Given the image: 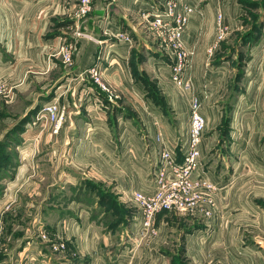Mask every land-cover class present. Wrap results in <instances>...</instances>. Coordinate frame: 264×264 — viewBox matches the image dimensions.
<instances>
[{
    "label": "crops",
    "instance_id": "crops-1",
    "mask_svg": "<svg viewBox=\"0 0 264 264\" xmlns=\"http://www.w3.org/2000/svg\"><path fill=\"white\" fill-rule=\"evenodd\" d=\"M77 1L0 0V121L10 124L13 145L5 160L3 235L28 245L34 233L47 247L45 254H2L0 264H50V254L51 264H264V64L255 89L248 84L253 105L232 103L226 113V76L217 62L240 31L239 1L183 0L201 4L184 37L192 52L189 90L171 80L152 26L149 13L162 0H91L81 17ZM217 11L227 29L209 56ZM75 30L88 36L78 38L65 64L56 52ZM263 39L264 26L248 50ZM210 59L218 69L206 77ZM90 68L106 90L84 76ZM194 95L206 119L196 207L156 213L144 240L118 253L135 233L134 193L153 194L158 150L186 134ZM51 100L68 112L59 133L24 126L17 138Z\"/></svg>",
    "mask_w": 264,
    "mask_h": 264
},
{
    "label": "built area",
    "instance_id": "built-area-1",
    "mask_svg": "<svg viewBox=\"0 0 264 264\" xmlns=\"http://www.w3.org/2000/svg\"><path fill=\"white\" fill-rule=\"evenodd\" d=\"M200 3V2H199ZM199 3L191 4L183 0H162L160 7L153 8L149 16L159 39L162 50L166 53L169 64L170 78L174 84L183 89L191 88L190 65L192 52L185 46L184 37L193 14L199 12ZM91 9V0H78L75 14L78 17L86 15ZM227 26L222 22V14H216V36L207 48V54L213 56L220 48L225 37ZM87 34L75 30L73 38L59 45L56 54L65 64H71L77 48L78 38ZM123 38L122 35H119ZM123 39L127 40L126 37ZM101 87L99 73L95 68L86 71ZM102 88H105L103 86ZM68 112L64 106L54 101H48L36 112L37 126L48 127L52 134H58L62 128ZM206 119L202 112L199 96L194 95L190 102L188 127L186 134L178 136L173 143L162 144L158 150V167L152 175L154 192L145 195L135 192L133 196L134 240L145 238L152 228L155 214L161 211H191L196 207L198 193L195 188L202 182V164L200 142L205 130ZM155 142L161 143V135L155 137ZM178 153L182 159L177 160Z\"/></svg>",
    "mask_w": 264,
    "mask_h": 264
},
{
    "label": "rangeland",
    "instance_id": "rangeland-1",
    "mask_svg": "<svg viewBox=\"0 0 264 264\" xmlns=\"http://www.w3.org/2000/svg\"><path fill=\"white\" fill-rule=\"evenodd\" d=\"M238 1L240 3L239 8L243 10L240 17L237 18V20H239L238 25H239L240 31L237 32L232 43L229 44L228 47L219 54L218 59H217L218 63L223 60L222 62L223 66L220 67L219 69L222 70L221 72H225V76H226V88L224 90L225 91L224 98L221 101V103H223L225 107L224 109H226V113H229V111H231L230 104L232 103L234 107L236 108H240V104H245V107L253 105L254 93L252 92L249 93V92L251 91L252 86H253L252 90L255 89L254 84H256L257 82V79L259 77V72L260 73L262 72V70L260 71V66L264 64V60H263L264 58V39L259 43V45L255 49L253 50L251 49L250 51L248 50L252 44L256 43L260 39L261 34H262V29L264 26V0H238ZM199 7H201V4H199ZM211 60L212 59H210L209 63L206 66L205 76L207 75L208 72H213L214 70L218 69L216 68V65H214L211 62ZM246 73L249 74V77L246 80H243L244 75ZM84 76L90 77V75L86 74V72L84 73ZM99 78H100V73H99ZM246 81H248V83H246ZM249 83L251 85L250 88L248 87ZM5 87L6 86L0 83L1 91L4 90ZM102 89L106 90L107 88L105 86V88H102ZM258 101L261 107L264 108V99L263 100L259 99ZM19 103L21 106V102ZM256 104H258V102H256ZM41 107L42 106L38 107L36 112ZM11 110L13 112L18 111L19 108H17L16 105L13 106V103H12ZM36 112L33 115L32 122L30 124H25L26 128H29V127L41 128L37 126V122H35ZM229 115L230 114L223 115L222 117L223 123L224 122L227 123L229 121ZM188 117H189V114H188ZM263 120H264V116H263ZM187 123H188V118H187ZM8 126H10V124L6 120L0 121V257L2 258V254H45L44 253L45 248H47L46 244H43V243L41 244L40 241H38L37 238L33 235L34 233L32 234V237H31L33 242L29 243L28 245L23 242L27 239H18V241H16L14 237L9 238L7 235L6 236L3 235L4 222H5L4 221V211L6 209L5 206L8 203L4 201L5 199V179H6L5 178V172H6L5 160H7V157L10 154V150H11L10 146H13L12 142H9V137L12 134V132L7 131ZM46 128L48 127L46 126ZM211 131L212 130L209 129L207 131V134H209ZM19 135L21 136V134L17 132L16 133L17 138H20ZM15 149L16 148H13V150ZM25 200L26 198H23V201ZM25 213H27V211H25ZM30 229H32V226ZM19 233L20 231L19 232L17 231L15 234V237ZM26 237L28 236L26 235ZM127 239L128 240H126L124 244L122 245L120 244L118 248V253L119 251H124L125 254L128 251L131 252L133 247L138 246L139 243L142 240H144V238H142L140 241L134 240L132 238L131 232H130V236ZM23 245H27V246H24L26 248V250L24 251L22 248ZM50 257L52 258H50L48 262H50L51 264L52 259H53L52 254H50ZM13 260H15V255L13 257ZM0 261H2V259ZM16 263L20 264V261H17Z\"/></svg>",
    "mask_w": 264,
    "mask_h": 264
},
{
    "label": "trees",
    "instance_id": "trees-1",
    "mask_svg": "<svg viewBox=\"0 0 264 264\" xmlns=\"http://www.w3.org/2000/svg\"><path fill=\"white\" fill-rule=\"evenodd\" d=\"M145 85H146V87L150 90V94L151 93H156V90H155V88H154V86L152 85V87H149V83H145ZM156 102L158 101V100H155ZM159 102V101H158ZM24 126H25V124L24 125H22V126H20L19 128H18V133H19V131H21L23 128H24Z\"/></svg>",
    "mask_w": 264,
    "mask_h": 264
}]
</instances>
